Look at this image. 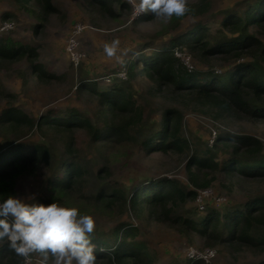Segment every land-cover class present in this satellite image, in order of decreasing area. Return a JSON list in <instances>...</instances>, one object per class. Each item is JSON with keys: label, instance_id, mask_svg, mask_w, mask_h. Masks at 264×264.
<instances>
[{"label": "trees", "instance_id": "trees-1", "mask_svg": "<svg viewBox=\"0 0 264 264\" xmlns=\"http://www.w3.org/2000/svg\"><path fill=\"white\" fill-rule=\"evenodd\" d=\"M17 1L28 3L31 0ZM37 1L45 12L54 10L52 0ZM117 3L122 10L128 9L127 3L120 0H88L91 12L114 19L120 17L115 11ZM185 4L187 10L184 15L173 16L168 20V30L176 28L187 16L206 11V6L200 3L185 0ZM155 18L151 12L135 23L153 21ZM222 24L238 35L212 45L207 28L199 24L178 36L168 47H159L152 53L139 52L127 64L128 80L124 81L125 85L113 84L100 90L96 81L81 80L77 89L96 99L98 124L74 108L64 117L47 113L36 119L14 107L1 112L0 127L13 133L16 139L36 129L53 138H61L65 144H73L76 132L84 131L98 148L133 145L136 142L134 130L145 128V107L126 84L140 81L139 77L146 78L158 90L166 86L180 96H186L189 100L193 98L200 105L216 112L219 117L223 115L221 113L236 115L237 118L240 115L250 119L264 117V42L257 34L250 32V27L255 26L258 33L264 35V0H254L246 5L242 14L229 12L222 19ZM176 43L189 47L201 60L214 55L223 56L236 60L235 65L224 75H208L190 69L176 55L173 46ZM242 57L247 60H240ZM22 59L30 60L31 71L39 82L48 84L61 80V77L48 72L38 62L36 47L11 37L0 38V61ZM0 94L4 95L1 89ZM250 97L254 100L250 101ZM142 146L147 152L162 153L189 149V141L182 134L181 113L175 108L166 109L163 119L146 132ZM5 150L0 155L4 156L0 161V200L9 195H17L16 185L21 176L36 175L39 168L51 166V154L44 144L33 143V146H27L13 142ZM11 150L16 154L14 157H11ZM224 150L229 153L226 157L220 155ZM263 152L264 143L256 136L219 135L212 145L203 150H195L189 158L186 164L188 179L196 188L210 187L216 180V173H224L232 179L240 175L249 181H263ZM62 167L61 171L47 177V194L36 203L55 201L76 207L80 214L100 217H115L129 204L136 213L143 210L148 217L168 228L188 236H199L206 246L264 248V235H254L252 232L256 226H264V195L240 205L230 203L224 211L216 207L209 208L214 204L208 203V210L197 219L176 214L180 204L196 199L197 191L184 188L174 179L164 177L149 180L146 184L136 186L130 193L114 187L111 192L100 190L86 196L82 187L85 171L79 162L71 158L65 160ZM102 171L103 175L108 174L107 167ZM137 231L133 224L122 223L114 233L112 244L102 237H92L90 240L94 245L95 264H156L149 245L138 238ZM23 260L24 257L10 249L6 241L0 243V264H21ZM189 264L205 262L194 260Z\"/></svg>", "mask_w": 264, "mask_h": 264}, {"label": "rangeland", "instance_id": "rangeland-1", "mask_svg": "<svg viewBox=\"0 0 264 264\" xmlns=\"http://www.w3.org/2000/svg\"><path fill=\"white\" fill-rule=\"evenodd\" d=\"M190 3H200L206 6V11L198 15H189L173 29L168 30V21L161 18L153 21L136 20L151 12L146 11L134 15L129 0L128 9L122 10L117 3L115 11L118 19L105 14L90 11L88 0H52L53 11L45 12L37 0L28 3L17 0H0V23L13 21L14 29L0 35V38L11 37L13 40L34 46L38 51V62L45 69L61 77L60 81L41 83L31 71L28 59L18 61H0V114L6 108H19L24 113L40 118L51 114L64 117L69 110L77 109L82 115L90 117L96 124V99L86 92L77 89L79 82L90 79L97 82L100 90L107 89L113 84L125 85V80L119 76L127 73V64L135 59L139 52L152 53L159 47H168L178 36L202 24L207 28L210 43L230 40L237 36L222 24V19L229 12L242 14L246 5L254 0H187ZM138 2V0H137ZM81 23L86 29L79 36L78 50L82 59L79 63L71 60L67 52V40L75 24ZM250 32L257 34L264 42V35L257 29L250 27ZM117 40L113 55L104 51L105 44ZM173 41V42H174ZM174 49L187 66L194 70L209 74L224 75L235 65L230 58L223 56H209L201 60L185 45L176 43ZM247 60L245 57L240 60ZM264 63V62H263ZM190 68V69H192ZM110 77L111 82L106 78ZM138 82L130 81L126 86L135 93L138 102L145 107L143 129L134 130L136 142L133 145L98 148L91 138L84 132L75 134L73 144H65L61 138L56 139L48 133L34 130L25 136L15 138L0 127V155L13 142H20L27 146L33 143L44 144L51 154V166L39 168L36 175L25 174L20 177L16 185L17 196L27 203H36L47 194L46 180L48 176L62 170L63 162L71 159L79 162L84 169L83 190L86 196L98 193L100 190L111 192L122 188L130 193L138 185L146 184L149 180L168 177L176 180L186 189L198 190L188 179L186 164L195 150H203L210 146L213 134L250 135L256 136L264 143V117L250 119L246 115H216V112L200 105L197 100H189L180 96L170 87L158 90L150 81L139 77ZM249 100H254L250 97ZM168 108L177 109L182 115V134L189 141L190 148L184 152L171 150L168 153L159 151L147 152L142 141L146 132L156 122L163 119ZM5 150V151H4ZM224 150L220 155L228 156ZM16 154L11 150V157ZM264 156V152L262 154ZM4 156H0V161ZM108 169L103 175L102 169ZM102 171V172H101ZM213 195L226 198L225 205H216L213 198L209 208L216 207L224 211L228 205L244 204L254 197L264 195V180L249 181L240 175L228 178L224 173H216V180L210 187ZM229 201V202H228ZM228 202V203H227ZM196 199L180 204L176 214L199 219L205 212L198 211ZM95 221L92 237H102L109 244L114 243V233L122 223L133 224L137 228L138 238L149 245L156 264H188V253L195 250L215 248L216 257L207 264H262L264 262V248L240 247L226 248L222 245L206 246L202 238L197 235H186L164 226L148 217L146 212L136 213L129 204L122 213L115 217H100L92 215ZM254 235H264V226L253 228ZM1 243V242H0ZM92 246H94L92 244ZM154 251V252H153ZM43 257L38 252L29 254L27 264H41ZM21 264H25V258ZM47 264H53L51 257Z\"/></svg>", "mask_w": 264, "mask_h": 264}, {"label": "clouds", "instance_id": "clouds-1", "mask_svg": "<svg viewBox=\"0 0 264 264\" xmlns=\"http://www.w3.org/2000/svg\"><path fill=\"white\" fill-rule=\"evenodd\" d=\"M134 15L150 11L155 17L167 22L171 17H180L186 12L185 0H129ZM11 27V25H5ZM118 41L104 45L107 55H113ZM95 226L94 218L80 214L76 207L55 201L27 203L17 195L0 200V242L6 241L9 248L25 258L38 252L47 264H95L96 255L90 240ZM208 255L197 257L207 264Z\"/></svg>", "mask_w": 264, "mask_h": 264}, {"label": "built area", "instance_id": "built-area-1", "mask_svg": "<svg viewBox=\"0 0 264 264\" xmlns=\"http://www.w3.org/2000/svg\"><path fill=\"white\" fill-rule=\"evenodd\" d=\"M6 24L11 25V27L6 28L5 27ZM14 25H15V23L13 21L7 20V21L1 22L0 23V35L3 33H6V32L12 31L14 29ZM85 29H86L85 25H83L81 23L75 24L74 29L72 30L71 35L69 36L67 43H66L67 44V52L71 56V60L75 63H79L83 57V55H81L79 50H78V45H79V36ZM177 54L178 53H176V55ZM189 68H192V67H189ZM126 74L127 73L122 72L119 74V76L126 79ZM106 81L111 82V78L107 77ZM216 138H217V135L213 134V136L210 138V145L213 144V142ZM208 198H213L216 205H218V206L226 203V198L221 197V196H219V197L214 196L211 189L204 188V189L198 190V193L196 196V201L198 202L200 212L204 211L205 208L207 207V204L212 202V200L208 199ZM209 252H211L213 254L208 256L207 263H209L213 258L216 257L217 251L215 248H207V249H204L201 251L200 250L190 251L188 253V264L194 260H202L203 262H205L203 259H198L197 257L201 256V254L208 255Z\"/></svg>", "mask_w": 264, "mask_h": 264}]
</instances>
